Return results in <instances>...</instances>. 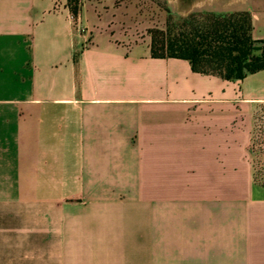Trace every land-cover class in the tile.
<instances>
[{"label": "crops", "instance_id": "obj_1", "mask_svg": "<svg viewBox=\"0 0 264 264\" xmlns=\"http://www.w3.org/2000/svg\"><path fill=\"white\" fill-rule=\"evenodd\" d=\"M210 1L264 41V0ZM138 17L0 0V264H264V70L152 58Z\"/></svg>", "mask_w": 264, "mask_h": 264}, {"label": "trees", "instance_id": "obj_2", "mask_svg": "<svg viewBox=\"0 0 264 264\" xmlns=\"http://www.w3.org/2000/svg\"><path fill=\"white\" fill-rule=\"evenodd\" d=\"M250 14L189 15L150 32V55L181 59L202 75L237 81L264 70V41L253 40ZM255 182H262L254 173Z\"/></svg>", "mask_w": 264, "mask_h": 264}, {"label": "rangeland", "instance_id": "obj_3", "mask_svg": "<svg viewBox=\"0 0 264 264\" xmlns=\"http://www.w3.org/2000/svg\"><path fill=\"white\" fill-rule=\"evenodd\" d=\"M213 4L210 0H138L140 17L132 19V25L140 38H150L151 31L164 29L169 16L173 20L192 14L220 16L241 12L244 8L239 4L227 8H223L222 4ZM256 175L264 183V173H256Z\"/></svg>", "mask_w": 264, "mask_h": 264}, {"label": "built area", "instance_id": "obj_4", "mask_svg": "<svg viewBox=\"0 0 264 264\" xmlns=\"http://www.w3.org/2000/svg\"><path fill=\"white\" fill-rule=\"evenodd\" d=\"M260 166H261V167H260L259 169H260V170L262 169V172H263V171H264V170H263V165L261 164Z\"/></svg>", "mask_w": 264, "mask_h": 264}]
</instances>
